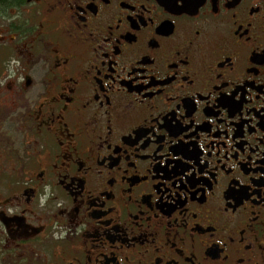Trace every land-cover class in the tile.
Segmentation results:
<instances>
[{"label": "flooded vegetation", "instance_id": "obj_1", "mask_svg": "<svg viewBox=\"0 0 264 264\" xmlns=\"http://www.w3.org/2000/svg\"><path fill=\"white\" fill-rule=\"evenodd\" d=\"M0 264H264V0H0Z\"/></svg>", "mask_w": 264, "mask_h": 264}]
</instances>
